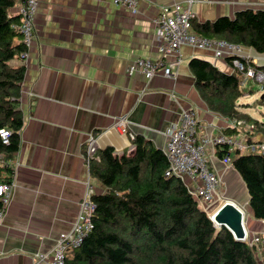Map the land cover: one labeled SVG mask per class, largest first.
<instances>
[{
    "label": "crops",
    "instance_id": "crops-1",
    "mask_svg": "<svg viewBox=\"0 0 264 264\" xmlns=\"http://www.w3.org/2000/svg\"><path fill=\"white\" fill-rule=\"evenodd\" d=\"M183 1L138 0L137 14H131L114 0H37L28 59L11 63L26 69L19 100L23 127L19 149L3 172L13 191L0 219V264H33L36 255L49 253L74 226L87 184L95 195L105 191L89 173L86 149L92 137L98 150L111 147L128 156L132 144L114 130L117 120L126 119L130 133L162 151L182 110L194 111L201 136H217L227 127L229 120L201 100L189 69L190 60L200 58L231 73L212 52L182 46L167 59L179 58L173 77L159 72L147 80L127 73L135 58L157 57L154 24L160 7ZM194 1L198 23L264 10V0ZM242 54L264 67V55L246 48ZM255 137L264 142L260 134ZM211 167L221 192L240 208L247 206V189L234 168L218 158Z\"/></svg>",
    "mask_w": 264,
    "mask_h": 264
},
{
    "label": "trees",
    "instance_id": "trees-1",
    "mask_svg": "<svg viewBox=\"0 0 264 264\" xmlns=\"http://www.w3.org/2000/svg\"><path fill=\"white\" fill-rule=\"evenodd\" d=\"M24 2L0 0V129L11 133L8 144L0 139V183L9 184L12 179L3 177V172L19 149L23 127L19 100L26 69L24 65L11 63H25L21 54L27 49L18 29L17 12ZM191 29L205 38L225 40L264 55V10L246 9L235 13L232 19L220 17L213 22L198 23L192 19ZM248 63L264 73V67ZM189 69L207 108L229 122L241 120L252 124L254 130L247 134V144L261 142L255 141V135L264 137V122L247 114V105L239 103L243 96L252 93L241 91L245 80L242 75L222 72L200 58L191 59ZM258 102L264 104V100ZM245 131L244 127H226L221 133L231 138ZM131 144L135 150L128 156L107 147L97 151L98 160L87 161L91 177L105 191L93 196L96 204L93 230L79 248L68 253L69 264L263 263L256 255L257 245L251 247L236 241L225 228L217 231L185 183L164 176L168 163L162 150L140 135ZM216 155L219 160L226 157L231 160L247 189V206L253 219L264 222V153L229 152L227 146H221Z\"/></svg>",
    "mask_w": 264,
    "mask_h": 264
},
{
    "label": "built area",
    "instance_id": "built-area-1",
    "mask_svg": "<svg viewBox=\"0 0 264 264\" xmlns=\"http://www.w3.org/2000/svg\"><path fill=\"white\" fill-rule=\"evenodd\" d=\"M194 2V0H184L182 3L160 7L159 15L155 19L154 24L155 34L158 38V55L156 58H135L129 65L127 73L129 75L141 74L147 80L152 79L159 72L164 77H173V70L179 58L174 63L167 59L172 55H178L182 46H188L212 52L215 59L224 60L227 63L231 69V73L238 72L245 80L255 81L264 93V73L256 71L248 63L249 58L242 54V47L228 43L225 40L208 39L192 31L191 20L194 17L192 12ZM114 4L126 9L131 14H137L138 0H114ZM36 8L37 0H25L17 8L18 15L20 16L18 29L22 35V43L27 49V52L21 54L23 62H26L28 59L29 49L35 39L34 17ZM227 59L230 60L227 61ZM230 61L231 64H228ZM240 127H244L246 131L238 137L228 138L222 133L217 136H201L198 133V122L194 111L182 110L179 115L178 128L169 135L163 149L168 163L164 176L166 178L175 177L182 180L194 201L210 219H212V215L215 212H208V210L214 204V199L219 195L222 186L217 173L211 167V159L218 158L216 150L221 146H227L229 152L250 153L259 151L264 153V142L247 144V134L254 130L252 124H246L241 120H233L228 122L227 125V128L230 129ZM114 130L119 135L128 136L131 142L134 140L135 136L128 131L126 119L117 120ZM10 136V131L0 129V139L3 144H8ZM134 150L135 147L131 145L128 154H131ZM97 151L96 140L91 137L87 144V161L90 159L98 160L96 156ZM221 162L232 166L231 160L228 157L222 159ZM190 182L193 184L189 185ZM12 191V184L0 183V203L2 206L0 219H2L10 203ZM94 195V189L87 184L84 197L79 204L76 222L72 229L68 233H63L59 236L57 243H55V246L49 253L36 255L33 264H69L67 262L68 253L71 250L79 248L85 237L93 230V219L96 211V204L93 201ZM242 214L245 230V214L243 210ZM242 242H246L252 247L261 243V238L257 233L248 237V231H245V238ZM256 255L258 258L262 256L259 249H257Z\"/></svg>",
    "mask_w": 264,
    "mask_h": 264
},
{
    "label": "rangeland",
    "instance_id": "rangeland-1",
    "mask_svg": "<svg viewBox=\"0 0 264 264\" xmlns=\"http://www.w3.org/2000/svg\"><path fill=\"white\" fill-rule=\"evenodd\" d=\"M248 90H251L252 93L251 95H246L243 96L240 100L239 103L242 105H247V108L245 109V112L247 114H249L250 116H252L254 119L258 120L259 122H264V104H260L258 101L260 100V96L262 95V91L260 90V87L258 86V84L253 81V80H244V82L241 85V91L245 94ZM220 179V177H219ZM220 183H221V179H220ZM218 200V201H217ZM221 200V201H220ZM232 203L241 213L242 210L245 211L244 212V224L245 227L248 231V237H250L251 235L254 234H259L260 238H261V243L257 244V249H259L261 251V257L258 258L259 262L263 261L264 263V259H263V255H264V222H260V224H262V227H257L254 228V220L252 215L249 213L248 208L246 206V204H241L243 206V209L241 210L239 207V205H237L229 196H227L226 194H224V192L219 193V195H217L214 199V204L211 206L212 209H209L208 212H217V210L224 204V203ZM242 203V200H241ZM239 206V207H238ZM210 221L212 222V219H210ZM259 222V221H257ZM213 223V222H212ZM214 226V223H213ZM217 231L219 229H217L216 227H214ZM224 228V227H221ZM260 263V264H263Z\"/></svg>",
    "mask_w": 264,
    "mask_h": 264
},
{
    "label": "water",
    "instance_id": "water-1",
    "mask_svg": "<svg viewBox=\"0 0 264 264\" xmlns=\"http://www.w3.org/2000/svg\"><path fill=\"white\" fill-rule=\"evenodd\" d=\"M260 100H264V93L260 96ZM212 222L217 229L224 227L228 230L236 241L244 240L243 214L232 203H224L212 215Z\"/></svg>",
    "mask_w": 264,
    "mask_h": 264
},
{
    "label": "bare ground",
    "instance_id": "bare-ground-1",
    "mask_svg": "<svg viewBox=\"0 0 264 264\" xmlns=\"http://www.w3.org/2000/svg\"><path fill=\"white\" fill-rule=\"evenodd\" d=\"M218 201V200H217ZM221 201V200H220ZM245 231L247 232V229L245 228Z\"/></svg>",
    "mask_w": 264,
    "mask_h": 264
}]
</instances>
